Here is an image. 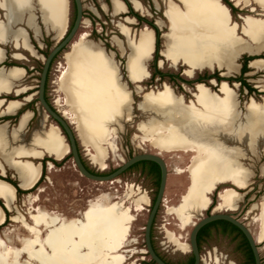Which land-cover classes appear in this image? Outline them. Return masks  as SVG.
<instances>
[{
	"label": "rangeland",
	"instance_id": "1",
	"mask_svg": "<svg viewBox=\"0 0 264 264\" xmlns=\"http://www.w3.org/2000/svg\"><path fill=\"white\" fill-rule=\"evenodd\" d=\"M120 1L126 5L127 12L116 16L112 15L110 0H82V24L69 44L56 56L49 69L45 91L48 103L62 114L65 106L63 104L64 95L58 86L59 77L66 65L65 53L69 52L72 46L86 40L98 43L107 54H113V60L119 67L121 82L127 85L131 95L132 115L130 120L124 122L122 127L115 124L108 125V128L114 131L102 145L104 148L102 165L95 161L96 153L90 148V150H87L78 140V150L84 165L94 173L100 171L111 172L133 155L140 153L158 154L166 164L167 180L163 201L158 208L151 229L152 242L156 252L171 264H184L185 260L191 256L189 234L193 225L201 217L208 216L212 211L230 212L235 219L243 223L251 232L258 247L261 264H264V127L259 143L255 144V153L252 154L248 149L247 152L245 151L246 158L239 162L251 174L245 187L240 189L230 183L215 185L207 195L208 205L202 210L201 215L196 218H189L180 214L178 207L181 205L183 197L191 184L187 167L192 154L182 152L166 153L151 143L154 135L140 129V126L146 124L150 116L144 113L139 106L144 93L151 90H162L164 85L169 86L176 95L182 96L185 104L194 103L197 105L195 99L197 84H202L212 92L220 95L219 87L222 83H226L233 90L238 111L244 116L245 121L249 122L248 120L251 117L246 108L250 100L264 103V90L261 89L264 85V69H255L250 67L249 63L247 64L248 72L242 78L254 90L252 93H249L239 82L233 79L239 77L244 57L264 59V50L258 54H241L235 62L236 66L231 71L214 67L201 70L190 69L182 63L173 67L160 53L164 49L162 35L167 29L159 28L156 25V22L159 21L165 24L163 10L169 0H135L144 7L146 14L134 9L131 3L133 0ZM170 1L173 2V0ZM224 2H228L233 8V12L229 10L232 21L238 25V37L246 39L241 31L245 17L264 19V10L254 4H251L252 6L250 5L248 8H242L234 6V3L230 0H223L222 3L224 4ZM71 3L70 9L68 8L69 19L73 15ZM102 5L107 6L106 11L102 9ZM129 11L143 19L137 20L132 15H127ZM31 12L33 16L37 14L40 16L34 1ZM0 13L2 14L1 11ZM26 17H28V13L23 15V18L26 19ZM126 17L134 18L135 24H128L125 20ZM83 21H87V23L83 24ZM118 22L128 26L134 34L133 36L145 26L150 28L149 24H153L158 33V51L155 53L154 44L151 59L146 62L149 77L136 85L130 83L126 76L125 63L128 49L126 39L118 30ZM23 24L19 23L17 26L23 27ZM54 36L53 33H50V37H43V40L40 36L37 39L39 49L36 47V41L32 40V45L35 46L34 49H37V56L35 57L29 55L28 52H22L23 50L20 48L15 51L6 46H1L7 51L8 59L12 53L18 54L24 59L14 60L13 62L16 64H12V66L24 68L25 75L19 83L15 84V90H21L23 93L16 97L6 95L0 97V100L6 97L7 100L15 99L21 103L15 114L0 117V126L7 123V129L11 132L17 125L21 115L30 112L32 117L26 124L22 136L24 143H28L34 130L40 129L39 122L42 119V110L36 99L37 86L43 57H45L44 54L49 52L56 43ZM117 40L120 44L117 43ZM8 64L3 62L0 64V68L12 67ZM155 70L164 76L162 78L159 75L152 77L151 75ZM186 71H189L190 75H187ZM214 71H217L218 76L221 78L231 79V81L222 80L217 83L214 79H211L196 84V80L201 78L203 74H212ZM137 85L139 87H136ZM10 94H14V91ZM5 103L1 106L2 110L5 108ZM51 125L56 126V123L52 120L46 121L45 130L49 129ZM60 136L62 137L61 133ZM62 140L64 143L66 142L63 137ZM256 154L257 156H255ZM68 156L59 161L49 156H45L40 160L29 159L33 163L42 162V165L40 163L41 176L38 185L28 190L20 189L23 193H17L15 190V202L11 211L5 210L3 201L0 199V207L7 215H5L6 222L3 226H0V259H3V263L91 264L92 262V264H95L97 260L93 258L92 246L83 237V231L86 227L84 223L89 217L88 210L90 208L103 205V207L105 206L103 209L112 212L114 215L112 221L119 228L116 245L113 248H110L107 242L103 245L105 261L117 259L119 260L117 264H150V258L145 253L143 227L149 214L151 199L156 193V174L150 173L146 169L142 172L141 166H137L118 177L117 182H95L82 177L73 166L72 158H68ZM48 159L57 164L46 161ZM3 168L5 175L2 180L14 182L19 186L14 170L7 166ZM42 171L44 172L43 176ZM226 188L234 191L235 199L228 206H220L219 194ZM46 212L48 215H46ZM215 229L217 228L210 229L212 231L211 236L201 244L199 251L200 264H246V258L240 245L242 242L241 237L236 233L222 236L215 232ZM53 235L56 245L49 244V238ZM64 253L68 255L66 258L69 260L51 261L53 257H61Z\"/></svg>",
	"mask_w": 264,
	"mask_h": 264
},
{
	"label": "bare ground",
	"instance_id": "2",
	"mask_svg": "<svg viewBox=\"0 0 264 264\" xmlns=\"http://www.w3.org/2000/svg\"><path fill=\"white\" fill-rule=\"evenodd\" d=\"M33 1L39 8L40 20L46 31L52 32L56 40L65 34L68 28V0H0V8L4 10L7 20L5 24L0 19V63L5 60V51L1 46L8 41H12L17 48L29 51L32 56H37L28 43L25 31L23 29L12 31L9 26L22 22L23 15L28 13L27 24L32 27ZM179 1L184 6L183 10L170 0L165 5L168 23L167 30L162 35L164 49L161 55L171 66L182 63L190 69L214 67L231 71L241 54H258L264 50V19L245 17L241 28L246 38L244 39L238 37V25L230 21L228 9L220 0ZM232 2L237 7L248 8L254 4L264 10V0ZM131 3L135 10L147 13L138 1L133 0ZM112 6L113 15L124 10V4L120 0H112ZM102 9L106 11L107 8L102 5ZM85 23L87 21H83V24ZM156 25L165 28V24L160 21L156 22ZM117 27L126 39L128 76L131 82L141 83L149 77L146 62L151 59L153 30L145 26L133 36L131 29L125 24L118 22ZM36 36L38 37V33ZM117 43L120 44L118 40ZM121 51L123 52L122 49ZM111 56H108L98 43L82 40L72 46L71 51L66 54V65L61 72L58 85L64 95L65 108L62 114L57 111L70 124L77 125L80 139L92 145L96 153L95 161L100 165L104 156L102 145L114 131L109 129L108 125L122 127L132 115L130 92L120 82L117 64ZM14 57L21 59L18 54ZM250 67L264 69V59H256L250 63ZM186 74L190 75V72L186 71ZM24 75V69L19 67L0 68V95L10 94L13 85L19 83ZM261 89L264 90V85ZM196 90L197 105L185 104L182 96L176 95L167 85H164L162 90L144 93L139 105L140 109L150 116L140 129L154 135L151 143L166 153L192 154L187 167L191 184L178 207V212L189 218L201 215L202 210L208 205L207 195L215 185L230 183L240 189L245 187L251 174L239 162L246 158L245 151L248 149L252 154L255 153V144L259 143L264 127V103L250 100L246 110L251 118L247 122L237 109L233 90L226 83L220 85V95L202 84H197ZM20 92L21 90L14 91L18 94ZM3 103L4 101L0 100L1 115H13L21 106L19 101L10 100L5 103L2 110ZM31 117L30 112L23 113L11 132L7 129V123L0 126L2 176L5 175L4 166L16 170L21 179V187L27 190L36 185L41 169L40 164L36 165L28 158L37 160L46 155L59 160L70 154L68 144L63 143L64 136H60V129L51 125L45 130L47 120L44 115L39 122L40 129L34 130L28 143H24L22 140L24 128ZM117 181L116 179L113 182ZM21 187L19 186V189L24 190ZM0 194L8 200L11 191L9 187L0 183ZM219 199L220 206H228L235 199V193L232 189L226 188L219 194ZM5 205L3 203L8 211ZM104 207L97 205L88 210L89 217L84 223L86 227L83 237L91 244L93 258L98 264H117L119 261L117 259L106 261L104 259L103 245L107 242L110 248H113L117 243L119 229L112 221L114 218L112 212L103 209ZM50 243L56 245L54 235L49 238ZM67 256L66 253L61 257L52 256L51 261H67L69 260ZM2 260L0 259V264H4Z\"/></svg>",
	"mask_w": 264,
	"mask_h": 264
},
{
	"label": "water",
	"instance_id": "3",
	"mask_svg": "<svg viewBox=\"0 0 264 264\" xmlns=\"http://www.w3.org/2000/svg\"><path fill=\"white\" fill-rule=\"evenodd\" d=\"M70 2H73L74 7H75V18H74V22L71 28H69ZM68 8H69L68 9V28L65 34L61 38L56 40V43L49 50L47 56L43 57L42 69H41V73L39 76L37 93H36V99H37L38 105L42 110V115L46 116V120L47 121L52 120L54 123H56V126L60 129V132L64 136V139L69 146V153H70L69 155H71L73 166L75 167V169L78 171V173L82 177L88 180H91V181H95V182H111V181L118 179V177H120L126 170H128L131 166H133L134 164L138 162L148 161L158 166L159 172H160L159 185H158L157 193L155 196V200L148 210L149 214H148L146 223L143 227L144 247H145V253L149 256L150 261L154 262V264H166L154 251L152 244H151V237H150L153 221L158 211V208L161 205L164 190L166 187L167 167H166L164 160L160 158L158 154L140 153V154L133 155L131 158L124 161L120 166H118L116 169H114L111 172L100 171L99 173H91L84 165L81 155L79 153V150H78L79 142H78L75 130L73 129L71 124L68 121H66L62 115L59 114L57 109L54 108L53 106L51 107L45 100V97H44L45 83H46L47 73L50 68V64L52 60L54 59V57H56L61 51H63L64 48L69 44V42L75 36L77 30L82 24V20H83L82 0H68ZM37 10L39 12L38 7H37ZM45 32L46 34L52 33L49 31H45ZM12 67H15V66H12ZM2 68H5V67H2ZM5 95L16 97L19 94L14 93V94H5ZM11 100H15V99H11ZM3 101L7 103L10 100H7L5 97ZM38 162L41 163L42 165L41 161H38ZM2 177L3 176L0 172V178L2 179ZM215 221H225V222L230 223L234 227H236L243 234V236L245 237L250 247V250L252 252L253 259H254V264H261V259H260L257 244L251 232L249 231V229L243 223L235 219L232 213H229V212L220 213V212H213V211L208 216L201 217L200 220L193 225L192 230L189 234V247H190V254L193 256V260H194L193 264H200L201 262V257H200V253H199L198 246H197V234L199 230L205 225L215 222Z\"/></svg>",
	"mask_w": 264,
	"mask_h": 264
},
{
	"label": "trees",
	"instance_id": "4",
	"mask_svg": "<svg viewBox=\"0 0 264 264\" xmlns=\"http://www.w3.org/2000/svg\"><path fill=\"white\" fill-rule=\"evenodd\" d=\"M223 2V0H221ZM72 4V10H73V15H72V18H70V22H69V28H71L73 22H74V18H75V7H74V4L73 2L71 3ZM224 4H226L229 9L233 12V8L230 6V4L228 2H224ZM127 15H132L134 18H137V20H142L143 18L139 17L137 14H132L131 11L128 12ZM150 28L154 30L155 32V36H156V41H155V53H157L158 51V33H157V30L155 28V26L153 24H149ZM48 52H46L44 55L45 57L47 56ZM56 57H54L55 59ZM54 59L52 60V62L54 61ZM255 60V59H258L257 57H244L243 58V62H242V66L240 68V75L239 77H235L233 80L236 81V82H239L240 85L245 88L249 93H252L254 92V90L251 88V86L249 84H247L244 80V78H242V76L248 72V69H247V64L249 63V61H252V60ZM51 62V64H52ZM50 64V66H51ZM50 69V68H49ZM41 72V71H40ZM48 73H49V70H48ZM48 73H47V77H46V83H45V91H46V86H47V82H48ZM154 75H159L161 78L164 76L162 74H160L157 70H155L153 73H152V77ZM211 79H214L217 83H219L220 81L222 80H225V81H231V79H223L221 78L220 76H218V72L217 71H214L212 74H203V76L201 78H198L196 80V84L198 82H204V81H207V80H211ZM190 83V82H189ZM44 97H45V100L46 102L48 103L47 99H46V96H45V93H44ZM49 104V103H48ZM50 105V104H49ZM51 106V105H50ZM52 107V106H51ZM69 155V154H68ZM67 155V156H68ZM68 158H71V155L68 156ZM64 159V158H63ZM62 159V160H63ZM46 161H50L52 162L53 164H57L56 162H54L53 160H46ZM137 166H141V168L143 169L142 172L146 170H148L150 173H155L156 174V181H155V186H156V193H157V189H158V185H159V178H160V172H159V168L156 164L152 163V162H148V161H142V162H138L136 164H134L133 166H131L128 170H126L125 172L137 167ZM87 168V167H86ZM88 169V168H87ZM89 170V169H88ZM90 171V170H89ZM91 172V171H90ZM124 172V173H125ZM91 173H94V172H91ZM123 173V174H124ZM44 172L42 171V176H43ZM0 180H2L0 178ZM4 181V180H3ZM6 182V181H5ZM16 190L17 193H23V191H21L18 186L16 185V183L14 182H11V181H8ZM39 182V180H38ZM38 182L36 183V185H38ZM36 185L34 187H36ZM156 193H155V196H156ZM155 196L151 199V205L153 204L154 200H155ZM213 205V203H212ZM6 210V209H5ZM4 211V210H3ZM6 215V213H5ZM7 216V215H6ZM7 220V219H6ZM6 222V221H5ZM4 225V224H3ZM219 226H222V230H220V227ZM212 228H217L215 229V232H218L220 235L222 236H229L233 233H236L238 236L241 237V247L243 249V255L244 257L246 258V264H254V259H253V255H252V252L250 250V247L245 239V237L243 236V234L236 228L234 227L233 225H231L230 223L228 222H225V221H215V222H212V223H209L207 225H205L204 227H202L198 234H197V246H198V250L200 251V247H201V244L206 241L207 238H209L212 234V231L210 229ZM227 233V234H226ZM151 237V244H152V247L154 249V251L156 252V249L155 247L153 246V242H152V234L150 235ZM157 253V252H156ZM157 255L166 263V264H171L169 263L166 259H164L162 256H160L158 253ZM189 262L188 264H193V256H189ZM150 264H154V262L150 261Z\"/></svg>",
	"mask_w": 264,
	"mask_h": 264
},
{
	"label": "crops",
	"instance_id": "5",
	"mask_svg": "<svg viewBox=\"0 0 264 264\" xmlns=\"http://www.w3.org/2000/svg\"><path fill=\"white\" fill-rule=\"evenodd\" d=\"M122 2V1H121ZM173 2L175 3V4H177V6L179 7V9L180 10H183L184 9V6H183V4L179 1V0H173ZM220 2H221V0H220ZM222 3V2H221ZM110 4H111V8L113 9V6H112V0H110ZM124 4V3H123ZM224 5V4H223ZM106 6V5H105ZM224 6H226V5H224ZM106 8H107V6H106ZM226 8L228 9V12H229V16H230V21L231 22H233L232 21V16H231V13H230V10H229V8L226 6ZM165 11H166V9H165V7H164V10H163V17L165 18V28H166V25H167V23H168V20H167V18L165 17ZM127 12V7H126V5L124 4V10H121L116 16H118L119 14H125ZM113 15V14H112ZM126 22L128 23V24H130V25H133L134 23H135V19L134 18H132V17H126ZM234 23V22H233ZM44 26V25H43ZM45 27V26H44ZM158 27V26H157ZM238 30V29H237ZM153 36H154V40H153V49H152V53H153V51H154V44H155V33H154V31H153ZM55 38V37H54ZM164 46V45H163ZM71 51V49L69 50V52ZM162 51V50H161ZM68 53V52H67ZM67 53H65V57H66V54ZM121 53L123 54V52L121 51ZM161 53V52H160ZM109 55H112L111 57L113 58V54H108V56ZM152 55V54H151ZM127 56H128V54H126V61H127ZM64 57V58H65ZM253 61H255V60H253ZM253 61H251V62H249V66H250V63H252ZM66 62V61H65ZM116 63V62H115ZM117 64V63H116ZM117 68H118V76H119V80H120V82H121V76H120V71H119V67H118V64H117ZM125 71H126V76H127V79H128V81L130 82V83H132V84H136V83H134V82H131V80H130V78H129V76H128V72H127V68H126V63H125ZM122 83V82H121ZM124 84V83H123ZM125 85V84H124ZM126 86V88H127V85H125ZM128 90V89H127ZM129 91V90H128ZM130 97H131V95H130ZM71 125L74 127L73 129L75 130V133H76V136H77V139L79 140V142L81 143V144H83L86 148H87V150H92L93 152H95L94 151V148L92 147V145H90V144H87L86 142H84V141H82V139H80L81 138V136H80V134H79V132H78V127H77V125L76 124H72L71 123ZM57 127V126H56ZM58 128V127H57ZM59 129V128H58ZM64 143V142H63ZM90 148V149H89ZM40 151H42V150H40ZM46 156V155H45ZM44 157V156H43ZM43 157H41V158H37V160H40V159H42ZM50 157V156H49ZM53 158V157H52ZM22 159H27V158H21V160ZM28 159H32V160H34L35 158H28ZM56 161H59V160H62V158L61 159H56V158H54ZM36 160V159H35ZM36 165L37 164H40L39 162H37V163H35ZM40 168H41V166H40ZM14 170V169H13ZM1 172V171H0ZM14 172H15V174H16V178L17 179H19L20 181H19V186L21 187V185H20V183H21V179H20V176H19V174L16 172V170H14ZM2 174V173H1ZM4 174H5V172H4ZM3 174V175H4ZM40 176H41V169H40ZM39 179H40V177H39ZM38 179V180H39ZM38 182V181H37ZM0 183H2V184H4V185H6L7 187H9V189H10V191H11V194H10V198L7 200L4 196H2L1 194H0V199L3 201V203H4V205H5V207L7 208V210L8 211H11V210H13V207H14V202H15V188L12 186V185H9V183H7V182H5V181H3V180H0ZM33 186V185H32ZM31 186V187H32ZM34 186H35V184H34ZM33 186V187H34ZM22 188V187H21ZM22 189H24V188H22ZM31 189V188H30ZM24 190H27V189H24ZM8 206H9V208H8ZM0 210H1V218H2V221L0 222V225L1 226H3V224L5 223V218H6V216H5V212L2 210V208L0 207ZM3 212V213H2ZM13 219H14V217H13Z\"/></svg>",
	"mask_w": 264,
	"mask_h": 264
},
{
	"label": "flooded vegetation",
	"instance_id": "6",
	"mask_svg": "<svg viewBox=\"0 0 264 264\" xmlns=\"http://www.w3.org/2000/svg\"><path fill=\"white\" fill-rule=\"evenodd\" d=\"M231 2H232V0H230ZM0 11L2 12V14L0 13V19H1V21L2 22H4L5 24H6V22H7V20L5 19V13H4V10L2 9V8H0ZM32 11V10H31ZM38 11V10H37ZM27 18L28 17H26V19L24 18L23 19V21L22 22H20V23H24L23 24V27H18L17 25L19 24H10L9 26H10V30H12V31H16L17 29H23L24 31H25V33H26V36H27V40H28V43H29V45L31 46V48L36 52V50L34 49L35 48V46L34 45H32V40L33 41H36V47L39 49V42L37 41V39L41 36V39L43 40L44 38L43 37H46V38H49L50 37V34H46V32H45V29H44V26L42 25V23H41V21H40V16H39V14H37V15H34L33 16V25H32V27H30L28 24H27ZM12 26V27H11ZM35 30V31H34ZM36 33H38V37L36 36L35 37V35H36ZM35 34V35H34ZM3 47H8V48H10V50H15V51H17V50H19V48H17V47H15V44L12 42V41H8L6 44H4V45H2ZM20 49H22L23 51L22 52H28L29 53V51H27V50H25V49H23V48H20ZM5 51V60L3 61L4 63H9L8 64V66H12V64H16L15 62H13L14 60L16 61H20V60H24L23 58H21V59H18V58H15L14 56L16 55L15 53H12L10 56H9V59L7 58V51L6 50H4ZM29 55H31L30 53H29ZM32 56V55H31ZM33 57V56H32ZM11 59V60H10ZM3 62H1L0 64H2ZM13 87L14 88H12V92L13 91H15V86L13 85ZM20 93H23V91H21ZM19 93V94H20ZM3 95V94H2ZM2 95H0V97L2 96ZM2 116H8V115H1L0 114V117H2ZM14 118H16V117H14ZM220 227V230H222V226H219ZM227 234V233H226ZM189 258H187L186 260H185V262H184V264H188V262H189V260H188Z\"/></svg>",
	"mask_w": 264,
	"mask_h": 264
},
{
	"label": "built area",
	"instance_id": "7",
	"mask_svg": "<svg viewBox=\"0 0 264 264\" xmlns=\"http://www.w3.org/2000/svg\"><path fill=\"white\" fill-rule=\"evenodd\" d=\"M162 201H163V199H162Z\"/></svg>",
	"mask_w": 264,
	"mask_h": 264
}]
</instances>
